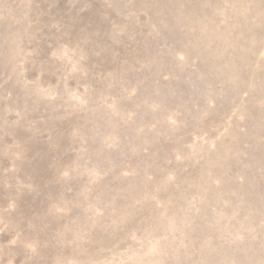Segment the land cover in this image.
Wrapping results in <instances>:
<instances>
[{
  "label": "rangeland",
  "instance_id": "1",
  "mask_svg": "<svg viewBox=\"0 0 264 264\" xmlns=\"http://www.w3.org/2000/svg\"><path fill=\"white\" fill-rule=\"evenodd\" d=\"M0 264H264V0H0Z\"/></svg>",
  "mask_w": 264,
  "mask_h": 264
}]
</instances>
